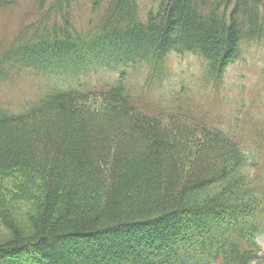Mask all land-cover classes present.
<instances>
[{"label": "trees", "instance_id": "16d2710c", "mask_svg": "<svg viewBox=\"0 0 264 264\" xmlns=\"http://www.w3.org/2000/svg\"><path fill=\"white\" fill-rule=\"evenodd\" d=\"M263 43L264 0H35L0 38V86L38 82L0 100V215L7 195L38 210L0 264H261L264 119L148 96L182 55L218 94Z\"/></svg>", "mask_w": 264, "mask_h": 264}, {"label": "rangeland", "instance_id": "374dc122", "mask_svg": "<svg viewBox=\"0 0 264 264\" xmlns=\"http://www.w3.org/2000/svg\"><path fill=\"white\" fill-rule=\"evenodd\" d=\"M34 1L18 0L8 12L0 13L1 41L11 39L21 18L31 10ZM243 56V63H235L227 70L223 80L224 85H221L222 88L218 94L214 86L204 81V62L200 58L193 55L174 56L168 66L166 77L148 98L168 103L173 92L184 86H191L188 93L190 98L197 100V103L208 105V108L210 105L213 108L214 104L210 102H215L218 98L221 101L229 100L239 103L238 106L233 105V107L225 103L218 105L214 108V112L218 114L229 113L230 110L233 113L246 108L252 116L264 119V43L246 46ZM134 77L137 79L142 77V71L138 69ZM20 80L16 88L7 89L2 88L3 85L0 86V100L11 103V108L16 110L22 109L28 101L31 102L38 91V82L34 78L21 77ZM240 111L237 114L240 115L245 110L242 113ZM9 197V195L5 197L7 203L3 217L0 215V244L12 241L14 238L8 225L18 232L29 234L31 216L35 210H38L36 201L10 200ZM257 242L263 250L261 264H264V232L257 238Z\"/></svg>", "mask_w": 264, "mask_h": 264}]
</instances>
